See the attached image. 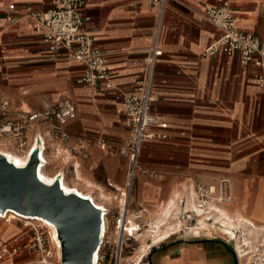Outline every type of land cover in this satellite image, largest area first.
<instances>
[{"label":"crops","instance_id":"obj_1","mask_svg":"<svg viewBox=\"0 0 264 264\" xmlns=\"http://www.w3.org/2000/svg\"><path fill=\"white\" fill-rule=\"evenodd\" d=\"M225 1L238 27L264 34V0H166L159 13L151 0H85L82 28L103 54L111 79L107 87L102 82L77 83L81 62L52 57L26 17L6 18L25 6L49 9L53 0H0V99L8 100L6 116L19 118L64 97L75 106V116L63 124V138L49 140L47 123L35 122L23 131L27 143L33 134L44 138L46 175L57 172L66 187L90 196L98 206L116 207L127 158L115 146L129 135L122 94L140 78L141 60L154 37L161 53L152 69L150 113L164 126L149 128L157 135L142 145L139 161L144 171L134 177L128 207L145 205L149 212L169 199L162 211L166 217L169 197L185 191L200 174L264 170V83L256 81L261 68L243 65L236 54H203L221 34L204 8ZM53 148H59V154ZM4 152L19 153L11 138L0 135ZM238 220L264 229L253 219ZM0 239L19 245L0 264H25L32 258L26 248L28 233L15 222L0 218ZM230 239L197 234L164 241L136 264H262L244 261L247 251Z\"/></svg>","mask_w":264,"mask_h":264},{"label":"built area","instance_id":"obj_2","mask_svg":"<svg viewBox=\"0 0 264 264\" xmlns=\"http://www.w3.org/2000/svg\"><path fill=\"white\" fill-rule=\"evenodd\" d=\"M159 13L166 0H151ZM85 0H53V7L36 11L30 6H25L23 10L6 15L8 20H14L19 17H26L28 26L37 30L40 38L46 43L49 53L54 58H70L78 60L83 65L82 72L75 77L77 83L95 85L102 82L104 86L111 85L110 71L104 61L103 54L92 46L90 34L82 28V23L86 19L83 14ZM204 15L221 31L220 36L211 42L204 50V55H213L221 52L227 56L236 54L243 65L254 64L261 68V72L256 75V81L259 84L264 83V34L257 35L252 31L242 29L237 25V17L230 11L229 3L223 2L220 5H206ZM161 53L157 43V38L150 40L147 46V52L141 60L142 74L137 79L132 88L122 94V106L124 112V121L128 128V137L115 146V150L127 158L125 171V181L122 189L119 191L116 209L110 215L115 233L113 245L108 250L105 244L108 231V208H100V233L98 244L92 264H122L121 256L127 239L133 237L139 227L138 218L148 212V207L138 205L136 208L128 207V196L137 172L144 171L140 161L139 154L145 140L157 135L150 127H163V122H157L156 118L150 113L152 101L151 95V76L155 58ZM8 100L5 97L0 99V135L7 136L14 141L18 152L27 156L38 145L37 157L38 166L46 164V160L39 156L44 154L46 148L44 138L40 134H33L30 141L25 142L23 131L32 126L35 122L47 123L46 127L49 140L63 138L66 133L63 124L75 116V106L68 98H60L52 103H46L40 109H33L24 113L19 118L6 116V106ZM99 144L103 145L104 140L99 139ZM54 153L59 154V148H53ZM71 151L76 152L75 147ZM44 156V155H43ZM53 176H61L53 174ZM229 182V178H223ZM230 184V183H229ZM203 190V184L197 182L196 193L201 197L197 198V205L203 206L205 197L208 193L215 190V184L206 187ZM219 192L227 193L226 182L219 183ZM229 196V195H228ZM182 198L178 199L180 203ZM104 215L105 225L103 226L102 217ZM0 218H4L0 214ZM24 227L23 231L28 233L29 240L26 244L27 250L33 253L32 258L25 264H62L59 261L56 250L57 242L49 244L48 231L46 225L29 217L20 215L14 216ZM130 221L134 226L130 225ZM130 226L133 233L127 228ZM103 228L105 229L103 231ZM102 232L105 233L104 237ZM47 233V237L45 235ZM19 249L18 244H9L0 239V259L5 255H11ZM148 251V250H147ZM6 264H18L9 262Z\"/></svg>","mask_w":264,"mask_h":264},{"label":"rangeland","instance_id":"obj_3","mask_svg":"<svg viewBox=\"0 0 264 264\" xmlns=\"http://www.w3.org/2000/svg\"><path fill=\"white\" fill-rule=\"evenodd\" d=\"M7 154L11 155V153ZM12 156L19 157V155ZM226 177L229 178V182L223 180ZM197 182L203 184V190L204 187L207 189L209 185L215 184V190L208 193L203 206L196 204L198 202L197 198L201 197L198 192L196 193ZM224 182L227 185V193H220L218 185L219 183L224 184ZM132 192L131 188L130 195ZM180 196H182V200L179 203ZM169 198H172V204L168 216L162 215V211L169 199L151 207L149 212L138 218L140 228L133 233V237L127 239V244L121 256L122 264H136L139 257L144 253L146 254L147 250L149 251L153 245L180 237H192L197 234H218L229 238L228 234L223 233L222 229L228 230L230 234L233 233L235 238L230 239V241L235 245L236 240L247 251L246 254L242 255L244 261L255 259L264 264V229L238 220V217L242 216L264 225V170L248 168L241 169L240 172L236 173L200 174L193 179V185L191 184L185 191H176V194L171 195ZM115 209L116 207L108 208L110 211ZM110 215L109 212L107 215L109 228L106 236L108 243L105 244L108 250H110L115 240ZM163 216L164 218L154 221ZM8 221L15 222L21 229L24 228L21 222L14 217ZM154 225L159 226L157 234L152 232L155 229L153 228ZM165 233V238L151 244L154 238L153 235L163 237ZM45 235L47 237V233ZM49 244L51 245L50 241ZM142 257H145V255Z\"/></svg>","mask_w":264,"mask_h":264},{"label":"water","instance_id":"obj_4","mask_svg":"<svg viewBox=\"0 0 264 264\" xmlns=\"http://www.w3.org/2000/svg\"><path fill=\"white\" fill-rule=\"evenodd\" d=\"M38 145L18 170L6 164L0 153V213L11 208L19 213L51 220L57 230L58 257L62 264H92L100 233V209L75 192H63L59 177L38 182Z\"/></svg>","mask_w":264,"mask_h":264},{"label":"bare ground","instance_id":"obj_5","mask_svg":"<svg viewBox=\"0 0 264 264\" xmlns=\"http://www.w3.org/2000/svg\"><path fill=\"white\" fill-rule=\"evenodd\" d=\"M4 156H5V162H6V164H9V165H11L12 166V168L13 169H16V170H18L19 168H20V166L21 165H23L25 162H26V156L24 155V154H18L19 155V157L18 156H12V154L11 155H9V154H7V153H2ZM15 154H17V153H15ZM42 159H43V155L42 154H40L39 155ZM22 159H21V158ZM45 173L44 172V170H43V168L41 167V165L40 166H37L36 168H35V176H36V180L38 181V182H42V181H44V182H52L53 180H54V176L52 175V177H47L45 174H47V173H45V174H43V173ZM56 178V177H55ZM63 182H64V180H63V178H61V179H59L58 180V187L63 191V192H75L78 196H80L81 198H85V199H88L89 201H90V203L92 204V206H94L95 208H103L104 206L103 205H101V206H98L94 201H93V199L90 197V196H86V195H83L82 193H80V192H78L76 189H71V188H68V187H66L64 184H63ZM198 212V211H197ZM0 214H3V216H4V218H2L3 220H9L10 218H12V217H14V216H16V215H20V216H24V217H29V218H32V219H36L37 221H39V222H41V223H43V224H45L46 225V228H47V231H48V238H49V240H50V242L52 243V244H54V242H58L59 240H58V236H57V230H56V227H55V225H54V223L51 221V220H49V219H47V218H45V217H42V216H39V215H32V214H23V213H19V212H17V211H15V210H13V209H11V208H5L4 210H3V213H0ZM101 219H102V222H103V226L105 225V219H104V215L102 214L101 215ZM130 225H132V226H134V223H132L131 221H130ZM128 229H129V231L131 232V233H133V231L130 229L131 227L130 226H128L127 227ZM153 228H155V229H157V230H155V229H153L152 230V232H154V233H158V230H159V226L158 225H154L153 226ZM224 228H225V226H224ZM105 229L103 228V231H104ZM223 230V233H225L229 238H231V239H234L235 237H234V234L233 233H231L230 234V232H228V230H224V229H222ZM112 232V231H111ZM102 235H103V237H104V235H105V233L104 232H102ZM169 235V234H168ZM167 235V236H168ZM153 240H152V242H151V244H154L155 242H158V241H160V240H162L163 238H165L166 237V233L163 235V237H160L159 235L157 236V237H155L154 235H153ZM235 244H238L237 242H235ZM150 246V245H149ZM148 246V247H149ZM95 250H96V248H95ZM95 250H94V252H93V256L95 255ZM56 254H58V250H56ZM145 254V253H144ZM143 254V255H144ZM142 255V256H143ZM142 256H140L139 257V259H138V262L140 261V259L142 258Z\"/></svg>","mask_w":264,"mask_h":264}]
</instances>
